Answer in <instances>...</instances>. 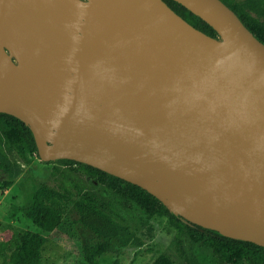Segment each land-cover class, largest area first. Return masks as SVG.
<instances>
[{"label":"water","instance_id":"obj_1","mask_svg":"<svg viewBox=\"0 0 264 264\" xmlns=\"http://www.w3.org/2000/svg\"><path fill=\"white\" fill-rule=\"evenodd\" d=\"M0 0V113L43 162L146 190L264 247V43L222 0Z\"/></svg>","mask_w":264,"mask_h":264},{"label":"trees","instance_id":"obj_2","mask_svg":"<svg viewBox=\"0 0 264 264\" xmlns=\"http://www.w3.org/2000/svg\"><path fill=\"white\" fill-rule=\"evenodd\" d=\"M177 14L200 31L217 37L216 31L200 17L174 0H164ZM243 24L264 43V0H222ZM39 157L29 126L18 118L0 113V171L13 177ZM54 164L51 183H41L33 192L27 216L40 230L14 234L7 230L0 241L1 264H42L43 233L53 232L73 208L80 225L99 237L117 239L123 247L140 245L122 217V208L139 207L148 217L166 216L175 229L172 248L152 264H264V247L223 236L217 231L186 222L174 216L155 196L141 187L93 166L69 159ZM102 251L96 250L95 254ZM93 253V255H94ZM118 264V263H115Z\"/></svg>","mask_w":264,"mask_h":264},{"label":"rangeland","instance_id":"obj_3","mask_svg":"<svg viewBox=\"0 0 264 264\" xmlns=\"http://www.w3.org/2000/svg\"><path fill=\"white\" fill-rule=\"evenodd\" d=\"M28 159L29 163L12 178L10 187L4 185L9 176L0 171V241L7 230L14 234L40 232L27 212L35 188L41 183H51L54 164L32 154ZM122 217L141 240L140 245L123 247L117 239L99 237L84 229L70 206L61 224L53 232L43 233L46 241L42 264H152L161 253L172 248L176 231L166 216L148 217L139 207L132 206L122 208ZM96 250L102 251L101 254H95ZM1 261L0 256V264Z\"/></svg>","mask_w":264,"mask_h":264}]
</instances>
